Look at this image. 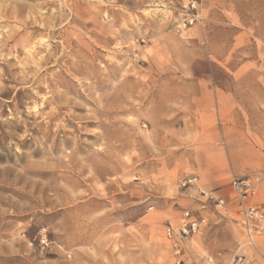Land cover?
I'll return each mask as SVG.
<instances>
[{"label":"rangeland","instance_id":"obj_1","mask_svg":"<svg viewBox=\"0 0 264 264\" xmlns=\"http://www.w3.org/2000/svg\"><path fill=\"white\" fill-rule=\"evenodd\" d=\"M234 178L264 206V0H0V264H264Z\"/></svg>","mask_w":264,"mask_h":264},{"label":"built area","instance_id":"obj_2","mask_svg":"<svg viewBox=\"0 0 264 264\" xmlns=\"http://www.w3.org/2000/svg\"><path fill=\"white\" fill-rule=\"evenodd\" d=\"M196 180H188V184ZM232 190L236 195L239 223L245 235V244L254 246L258 238L264 237V206L253 202L256 194L257 184L252 178H234L231 182ZM223 203L222 201L219 202ZM201 222L195 219L189 212H185L175 229L168 226L165 230L169 240L178 238L193 237L198 234ZM176 246V244H174ZM231 264H243L241 258H235Z\"/></svg>","mask_w":264,"mask_h":264},{"label":"crops","instance_id":"obj_3","mask_svg":"<svg viewBox=\"0 0 264 264\" xmlns=\"http://www.w3.org/2000/svg\"><path fill=\"white\" fill-rule=\"evenodd\" d=\"M254 109L259 110L258 106L253 108V110ZM244 110L249 112L251 109L249 108V106L246 105L244 108V106L239 105L238 102H231L230 116H231V121L236 128H238L241 125L243 126L242 112H244ZM239 121L241 123H239ZM252 148L253 150H258L256 149L255 146H252ZM191 171L199 176L200 182L203 183L204 187L208 189H216L219 188V186H222L225 182H227L228 179L227 176L231 174H238L240 172L241 173L251 172L254 170H191Z\"/></svg>","mask_w":264,"mask_h":264}]
</instances>
